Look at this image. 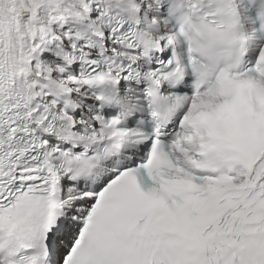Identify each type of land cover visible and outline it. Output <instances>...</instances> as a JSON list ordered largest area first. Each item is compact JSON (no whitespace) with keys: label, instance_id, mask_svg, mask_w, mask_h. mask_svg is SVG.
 Returning <instances> with one entry per match:
<instances>
[{"label":"snow or ice","instance_id":"obj_1","mask_svg":"<svg viewBox=\"0 0 264 264\" xmlns=\"http://www.w3.org/2000/svg\"><path fill=\"white\" fill-rule=\"evenodd\" d=\"M0 264H264V0H0Z\"/></svg>","mask_w":264,"mask_h":264}]
</instances>
